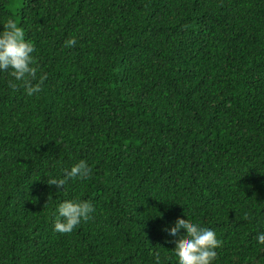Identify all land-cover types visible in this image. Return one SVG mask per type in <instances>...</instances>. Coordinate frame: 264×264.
Returning a JSON list of instances; mask_svg holds the SVG:
<instances>
[{
	"label": "trees",
	"instance_id": "obj_1",
	"mask_svg": "<svg viewBox=\"0 0 264 264\" xmlns=\"http://www.w3.org/2000/svg\"><path fill=\"white\" fill-rule=\"evenodd\" d=\"M8 16L44 79L29 96L0 74V264H177V217L215 231L213 264H264V0H0ZM80 158L87 180L46 183ZM71 197L94 211L54 231Z\"/></svg>",
	"mask_w": 264,
	"mask_h": 264
},
{
	"label": "clouds",
	"instance_id": "obj_2",
	"mask_svg": "<svg viewBox=\"0 0 264 264\" xmlns=\"http://www.w3.org/2000/svg\"><path fill=\"white\" fill-rule=\"evenodd\" d=\"M76 38L69 37L64 41L66 46L75 44ZM35 44L25 38L23 27L12 16L0 21V74H7L6 84L10 89L23 87L29 96L39 94L44 74L35 60ZM63 175L49 176L46 183L64 186L71 178L87 180L91 174V166L80 158L67 168H62ZM94 211L91 201L78 197L60 200L54 209L53 230L70 233L81 221L88 220ZM162 216V213H160ZM188 215V214H187ZM173 241L172 252L177 264H213L217 255L216 249L222 241L211 227L199 222H186L177 217L175 222L162 226ZM258 244L264 245V231L256 234ZM158 258V257H157Z\"/></svg>",
	"mask_w": 264,
	"mask_h": 264
}]
</instances>
